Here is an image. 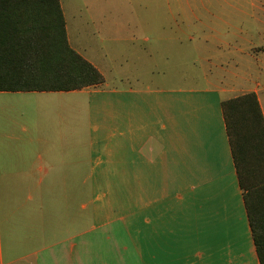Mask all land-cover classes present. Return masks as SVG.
Listing matches in <instances>:
<instances>
[{
  "label": "crops",
  "instance_id": "crops-1",
  "mask_svg": "<svg viewBox=\"0 0 264 264\" xmlns=\"http://www.w3.org/2000/svg\"><path fill=\"white\" fill-rule=\"evenodd\" d=\"M60 2L70 46L105 82L0 92V258L4 223L28 264H260L222 110L231 85L126 84L111 56L73 46Z\"/></svg>",
  "mask_w": 264,
  "mask_h": 264
},
{
  "label": "rangeland",
  "instance_id": "rangeland-1",
  "mask_svg": "<svg viewBox=\"0 0 264 264\" xmlns=\"http://www.w3.org/2000/svg\"><path fill=\"white\" fill-rule=\"evenodd\" d=\"M73 46L116 61L126 84L231 85L229 97L261 90L264 107V0H62ZM107 61V60H106ZM224 65L223 69L221 66ZM128 228V229H127ZM120 223V245L130 244ZM2 259L28 264L18 239L10 252L5 224Z\"/></svg>",
  "mask_w": 264,
  "mask_h": 264
},
{
  "label": "trees",
  "instance_id": "trees-1",
  "mask_svg": "<svg viewBox=\"0 0 264 264\" xmlns=\"http://www.w3.org/2000/svg\"><path fill=\"white\" fill-rule=\"evenodd\" d=\"M103 74L69 43L60 0H0V92H72ZM222 110L252 236L264 264V113L256 93Z\"/></svg>",
  "mask_w": 264,
  "mask_h": 264
}]
</instances>
